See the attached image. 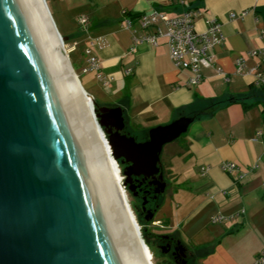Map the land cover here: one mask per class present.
<instances>
[{"label":"water","instance_id":"obj_1","mask_svg":"<svg viewBox=\"0 0 264 264\" xmlns=\"http://www.w3.org/2000/svg\"><path fill=\"white\" fill-rule=\"evenodd\" d=\"M66 40L47 0H0V264H148L85 96L113 157L130 163L125 186L163 179L164 146L194 118L153 127L145 141L122 133V107L95 102Z\"/></svg>","mask_w":264,"mask_h":264},{"label":"crops","instance_id":"obj_2","mask_svg":"<svg viewBox=\"0 0 264 264\" xmlns=\"http://www.w3.org/2000/svg\"><path fill=\"white\" fill-rule=\"evenodd\" d=\"M52 1L65 26L74 27L65 37L84 48L82 64L85 49L98 56L112 104L122 107L131 129L149 136L153 127L181 116L194 118L177 144L180 149L167 153L176 185L167 191L154 219L160 223L154 226L177 234L198 254L200 264H254L264 251V104L245 108L234 102L213 112L211 104L247 94L255 84V73H236L239 57L264 72V54H248L264 52V0ZM190 8L198 12V31L206 30L208 17H215L225 36L212 49L224 73L203 68L197 85L188 84L190 70L174 65L165 39L158 46L142 43L131 50L132 32L123 24V10L138 16L160 9L174 16ZM81 17L87 18L85 24ZM224 162L237 163L245 176L238 179L223 170ZM217 213L227 220L212 223Z\"/></svg>","mask_w":264,"mask_h":264},{"label":"built area","instance_id":"obj_3","mask_svg":"<svg viewBox=\"0 0 264 264\" xmlns=\"http://www.w3.org/2000/svg\"><path fill=\"white\" fill-rule=\"evenodd\" d=\"M182 3H184V0H182ZM123 14L125 15L123 24L132 32L133 45L131 50L142 43L158 46L160 40L165 39L174 65L179 69L192 72V76L188 81L189 85H197L202 81L203 68L216 67L219 73H224L222 68L217 66L215 54L212 52L216 45L225 41L222 22L219 19L208 17L206 19V30L200 32L196 27L198 12L191 8L174 16H170L166 11L160 9H152L137 17L127 16L126 10H123ZM231 17H236V14L232 13ZM86 22V17L80 18L81 24ZM260 53L264 54L259 50L248 52L251 56ZM85 55L86 64L83 67V72H96L97 77L103 84L108 85L109 79L100 71L101 63L98 56L92 52L91 48L85 49ZM236 64V73H255V84L264 85V72L259 71V66L249 68L247 59L244 56L239 57ZM204 169L206 170V168ZM222 169L234 174L238 179L243 178L246 174L235 162H224ZM227 218V215L217 213L212 215L211 222L221 223ZM159 223L160 221H153V225ZM254 264H264V251L257 257Z\"/></svg>","mask_w":264,"mask_h":264},{"label":"flooded vegetation","instance_id":"obj_4","mask_svg":"<svg viewBox=\"0 0 264 264\" xmlns=\"http://www.w3.org/2000/svg\"><path fill=\"white\" fill-rule=\"evenodd\" d=\"M107 121H109V119ZM122 133L136 136V134L133 132V129H129L127 121L125 129L122 131ZM145 140H147V138H144L142 141ZM120 163L123 167V172L130 164L127 162L123 163L121 160ZM166 170V166L162 161L161 173L163 174V179L167 184L164 194H162V183L164 181L161 179L160 174L156 175L157 177L155 178H146L144 176L134 175L132 182H129L126 185L129 194L132 197V204L136 213L140 215L141 219L145 222H148L152 216L153 219H155V215L161 207L162 202L167 194L170 181L168 179ZM131 187H134V189L132 190ZM148 238L155 251L158 264H200V258L198 254L190 249L177 234L167 232L159 233L157 235L149 234Z\"/></svg>","mask_w":264,"mask_h":264},{"label":"rangeland","instance_id":"obj_5","mask_svg":"<svg viewBox=\"0 0 264 264\" xmlns=\"http://www.w3.org/2000/svg\"><path fill=\"white\" fill-rule=\"evenodd\" d=\"M47 2H48V5H49V7L51 9V12H52L53 18L55 20V23H56L59 31L61 32V34L63 36H67V35H70V34L72 35L73 33H71V32H73L72 30H74V27H72V24H67L68 26H70L69 29H68L65 26L64 21H62V19H60V16L56 12V9H55V6H54V2L52 0H47ZM74 40H75V38H73V39H71L69 41L66 40L65 41V48H66L67 52L70 55L71 62L73 64L74 68H75L76 73L79 75V78H80L84 88L89 93H91L94 96L95 102L100 103L99 105L106 106L107 103L110 104V105H113L112 103L115 100H114V97L111 94V88H108V86L103 84V82L97 77L96 72H91V71L83 72V67H84V65H83L84 64V48L82 46H78L75 43H73ZM129 129L131 130L130 127H129ZM133 132H134V134H136V136L135 135H133V136H135L138 141H142L145 138V135H142L139 132V130L136 131V129L133 128ZM184 137H185V133L180 138H178L177 140L166 144L164 146L162 154H161V160L163 161L164 165L166 166L167 176H168V179L170 181L169 186H168V190H167L168 192H170L175 187L176 183H175V178L173 177L174 176L173 175L174 170L171 171V168L169 167L170 165L167 162V160H168L167 159V153L172 148L174 150L173 152L178 151L180 148L177 146V144L181 143L183 141ZM118 165H119V167L121 169V174H122V177H123V180H122L123 188L126 190L129 203H130V205L132 207V210H133V212L135 214V217H136L138 223L140 224L141 231H143V226H142L141 222L139 221L138 215H137V213H136V211L134 209V206L132 204V197L129 194V191H128L127 187L124 185L125 175L123 173V167H122V165L119 164V162H118ZM159 210L157 211V213L155 215V218L158 217ZM149 228H150L151 232L155 233V234L165 233V230L160 225L154 226L153 223H151ZM150 250H151V252L153 254V262L155 264H158V259H157L156 255L154 254L152 249H150Z\"/></svg>","mask_w":264,"mask_h":264},{"label":"bare ground","instance_id":"obj_6","mask_svg":"<svg viewBox=\"0 0 264 264\" xmlns=\"http://www.w3.org/2000/svg\"><path fill=\"white\" fill-rule=\"evenodd\" d=\"M65 57V56H64ZM75 84L78 88V90H82V86L81 83L78 79V76L75 75ZM86 110L89 114V117L92 121V124L94 126V129H96L97 131V136L99 137V141L102 145V148L104 150V153L107 157V160L109 162V165L111 167V170L113 172L114 178L116 180V183L118 185L119 191L121 193V196L123 198L124 204L126 206V209L128 211L129 217L131 219V222L133 224L134 230L136 232V235L138 237L139 243L141 245V248L143 250L144 256L146 258V261L148 264H155L153 262V254L150 250V248L147 246V244L143 241V237L141 235V227L140 224L138 223L134 212L132 211V208L130 206L129 200H128V196L126 193V190L123 188V184H122V174H121V169L118 165V162L116 161V159L113 157L110 146L108 145V143L106 142L105 136L103 131L99 128V126L97 125V123L95 122L94 116H93V100L91 98V96L86 95Z\"/></svg>","mask_w":264,"mask_h":264},{"label":"trees","instance_id":"obj_7","mask_svg":"<svg viewBox=\"0 0 264 264\" xmlns=\"http://www.w3.org/2000/svg\"><path fill=\"white\" fill-rule=\"evenodd\" d=\"M127 16H129V17H137V15H131L128 12H127ZM234 102L235 103H241L245 108H248L249 106H251L253 104H256V103H258V104L263 103L264 104V85L253 84V85H251L250 92L247 93V94L230 95L227 98L213 101L212 104H211V108H212L211 112H213L217 108H220L223 105H228V104L234 103ZM263 112H264V110H263ZM195 116H197V115H195ZM145 138H148V135H145ZM119 164L121 165L120 162H119ZM138 218H139V221L141 222V224L143 226L142 235H143L147 245L149 246V248L152 249L154 254H155V251H154V249H153V247L151 245V242L149 241V238H148L149 234L157 235L155 233H152L150 228H149V226L151 225L152 221L145 222V221H143L141 219L140 215H138Z\"/></svg>","mask_w":264,"mask_h":264}]
</instances>
